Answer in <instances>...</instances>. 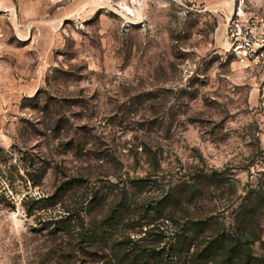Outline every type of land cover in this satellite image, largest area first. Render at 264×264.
<instances>
[{
	"label": "rangeland",
	"instance_id": "374dc122",
	"mask_svg": "<svg viewBox=\"0 0 264 264\" xmlns=\"http://www.w3.org/2000/svg\"><path fill=\"white\" fill-rule=\"evenodd\" d=\"M237 1L0 4V192L13 199L0 203V264H63L67 251L65 238L33 232L39 225L20 204L54 191L53 170L30 188L18 154H8L14 146L72 174L121 177L128 188L147 172L135 154L142 145L159 156L162 182L193 167L219 173L225 192L264 185V75L224 46ZM243 1L264 17V0ZM74 137L86 140V156L67 154ZM218 195L203 192L200 204ZM260 222L264 229V215Z\"/></svg>",
	"mask_w": 264,
	"mask_h": 264
},
{
	"label": "trees",
	"instance_id": "16d2710c",
	"mask_svg": "<svg viewBox=\"0 0 264 264\" xmlns=\"http://www.w3.org/2000/svg\"><path fill=\"white\" fill-rule=\"evenodd\" d=\"M86 144L70 138L66 152L86 156ZM138 148L147 172L129 188L121 177L110 181L51 167L34 148L14 146L8 153L18 154L30 188L53 170L54 191L39 198L25 194L20 204L39 225L33 232H45L52 242L66 239L67 251L58 256L63 264H264V185L241 190L231 185L225 192L219 173H196L193 167L181 168L173 183L162 182L157 153L142 145L135 147L136 155ZM5 154L0 150V162ZM203 192L220 198L203 206ZM6 197L13 200L0 192V203Z\"/></svg>",
	"mask_w": 264,
	"mask_h": 264
},
{
	"label": "built area",
	"instance_id": "2783aa9c",
	"mask_svg": "<svg viewBox=\"0 0 264 264\" xmlns=\"http://www.w3.org/2000/svg\"><path fill=\"white\" fill-rule=\"evenodd\" d=\"M224 46L240 67L264 75V17L249 11L243 0L232 6L225 21Z\"/></svg>",
	"mask_w": 264,
	"mask_h": 264
}]
</instances>
